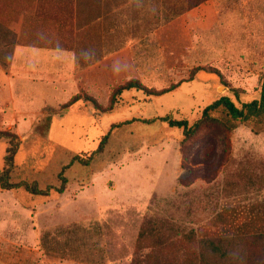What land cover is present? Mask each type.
<instances>
[{
    "label": "rangeland",
    "instance_id": "obj_1",
    "mask_svg": "<svg viewBox=\"0 0 264 264\" xmlns=\"http://www.w3.org/2000/svg\"><path fill=\"white\" fill-rule=\"evenodd\" d=\"M89 1L38 0L30 4L34 16L26 15L22 27V39L30 49L25 53L30 60V77L10 84L13 96L10 100L6 91L9 106L4 108L6 121L14 112L29 114L15 130L21 148L11 179L14 182L36 180L42 188L58 186L61 168L75 154L96 150L113 123L165 116L193 121L213 101L211 83L194 79L161 96H148L135 89L123 91L111 113L96 116L90 102L79 101L59 115L60 106L83 89L86 81L109 76L99 81L98 90L91 85L88 90L107 105L111 90L136 78L138 72L144 85L163 89L188 79L192 69L186 65L190 62L177 57L172 41L174 28L165 25L168 20L161 18L157 35L148 38L136 35L135 25H127L130 28L117 35V31H110L116 25L103 9L102 0H97L94 11L87 8ZM229 1L232 14H238L239 46H227L229 39L200 56L230 85L245 90L236 99L220 74L222 84L211 76L217 97L228 94L241 106V102L259 98L258 77L264 71V0ZM5 3L0 0L1 66L11 54L7 46L17 41L13 33L18 29L12 22L19 21L20 13H14ZM219 5L225 7L223 2ZM94 17L98 18L100 36L91 30ZM194 40L197 44L198 38ZM133 43L145 52L124 50L123 56H141L146 59L141 62L143 66L136 61L135 67L120 66L122 56H115L78 74L69 54L55 55L60 47L82 52L92 44L104 45L109 50L107 55H112ZM241 44H250L255 50L246 51L244 59L237 60L240 53L236 50ZM221 56L227 61H221ZM84 60L82 55L80 62L85 65ZM146 64L150 67H144ZM114 69L117 72L112 74ZM6 70L0 67L1 77ZM213 115L226 117V111L221 107ZM47 117L52 118L50 124L43 122ZM235 125L229 159L216 178L211 182L196 180L187 186L189 172L181 166V129L162 121L116 128L104 152L90 165L75 162L66 171L64 193L53 191L42 197L23 189H0V205L13 207L15 221L13 227H0V235L15 240L17 250L25 243L31 264H221L224 260L227 264H244L240 263L246 258L243 240L264 234V116L236 120ZM5 148V141L0 140V168ZM209 241L228 250L231 261L221 259V253L212 250Z\"/></svg>",
    "mask_w": 264,
    "mask_h": 264
},
{
    "label": "crops",
    "instance_id": "obj_2",
    "mask_svg": "<svg viewBox=\"0 0 264 264\" xmlns=\"http://www.w3.org/2000/svg\"><path fill=\"white\" fill-rule=\"evenodd\" d=\"M38 0H6L8 6L11 10L18 14L19 13V21L12 22V25L16 26L18 31L14 32L13 34L17 35L16 43L11 42L7 47L10 48V57L4 66L7 70L4 71V77L0 76V125L4 127L3 129H13L16 130L19 127V121H26L28 113L24 112H14L11 119L8 121L5 120L4 115L5 111L4 108L9 106V103L6 102V97L8 96L6 93L8 92L10 100L13 96V88H10V84L16 80H29L30 73V60H28L26 52H30L29 44H25L22 37L24 35V31L22 32L23 22L26 19V15L30 18L33 14L30 13V4L36 3ZM168 1V2H167ZM186 1L187 0H102V7L103 9L109 13V16L112 17L114 21L113 28L110 29L112 33L117 31V35L125 33L127 31L128 26L130 25L133 27L135 25L134 30L136 35H142L145 38H148L154 34L157 35L158 33V25L159 20L161 18L168 20L169 22L166 23L168 27H173V37L172 41L174 43V49L177 53V57L181 61L190 62L186 65L188 67H212L211 64L208 62H203V57H201V53L204 51L211 52L215 50V45L220 42H225L230 39V44L227 43V46L233 45L239 46V40L236 37L237 28L239 27L238 24V14H232V10H230V1L229 0H208L201 5L187 9L186 8ZM91 5H87V8H90L94 11L97 7V0L89 1ZM220 2L225 4V7L222 8L220 6ZM21 5V6H20ZM30 13V14H29ZM160 13V14H159ZM162 13H165L164 16H161ZM34 16V15H33ZM260 18H262L260 12ZM103 19V18H102ZM103 21V20H102ZM98 24V18L94 17L93 22L90 24L93 27L95 35L100 36L97 30L100 31ZM226 24V28L224 26ZM234 26V27H233ZM130 28V27H129ZM128 28V29H129ZM102 32L104 28L101 27ZM223 29H227L230 34L224 33ZM224 31V32H223ZM18 32V33H17ZM93 34V36H95ZM194 37L198 38L197 44H195ZM243 42V41H242ZM132 46V47H131ZM128 45L123 49H118L117 51H113V54H108L109 50L104 47V45H96L92 44L91 46L87 47L86 49L80 52L78 48L76 49H65V48H58V52L55 55H63L69 54L72 65L75 67V70L79 72L78 74H82V72H88L94 66H99L100 64H106L107 60L110 61L115 56L121 57L120 58V66H125L129 64L131 67L138 66L136 62H142L146 60L141 56H133V55H124V50L129 53L130 50L137 49L141 52H145L144 49H139L136 47V43L133 45ZM180 46V48H179ZM241 49L236 50L237 53H240L237 57V60L244 59L243 53L246 51H254V47H251L250 44L244 45L241 44ZM246 47V48H245ZM129 48V49H128ZM237 49V48H236ZM82 50V49H81ZM129 50V51H127ZM226 51H230L229 47H226ZM117 52V53H116ZM122 53V55L120 54ZM85 59V65L80 62L81 56ZM98 59L96 63L93 64V61ZM221 61L225 60L226 58L221 56ZM233 61V59H232ZM1 63V61H0ZM123 63L125 65H123ZM139 63V67L143 66V64ZM206 63V64H205ZM62 67V66H60ZM144 67H150V64H146ZM113 68V67H112ZM83 69V71H82ZM216 69V68H215ZM112 71V74L116 73ZM111 75L110 71H106ZM137 73V72H136ZM222 74V73H221ZM201 79V74H198ZM223 75V74H222ZM29 76V77H28ZM141 82V73H137L136 75ZM224 76V75H223ZM109 77V76H108ZM106 77V78H108ZM78 78V77H77ZM103 78L101 80H105ZM259 78V77H258ZM196 79V76L195 78ZM212 79V78H210ZM80 80V79H79ZM79 80L77 79V83L79 84ZM92 80L89 82H85L82 87L87 93L90 94L89 85L91 88L93 87L95 90L99 89V81ZM213 80V79H212ZM259 80V79H258ZM19 82H17L18 84ZM108 85V84H107ZM215 82L211 84L210 91L213 94L212 99L215 98L216 94L215 90ZM79 89V87H78ZM79 90V91H81ZM7 91V92H6ZM78 91V92H79ZM107 91L109 92V87L107 86ZM107 92V94H108ZM6 95V96H5ZM91 95V94H90ZM214 97V98H213ZM235 148V147H234ZM11 214H7L8 212ZM6 213V214H5ZM13 207H8L7 205L1 206L0 205V227L2 226H10L13 227L15 221L13 220ZM10 218V222L8 221ZM216 244L212 241L208 242L209 244ZM17 242L12 238H5L0 235V264H31V257L30 253L27 248H25V243L22 242V249L17 250L15 249ZM225 253L220 254L221 259H228L231 261V257H225ZM226 260L222 261L221 264H227ZM32 264L33 261H32ZM228 264H231L229 262Z\"/></svg>",
    "mask_w": 264,
    "mask_h": 264
},
{
    "label": "trees",
    "instance_id": "obj_3",
    "mask_svg": "<svg viewBox=\"0 0 264 264\" xmlns=\"http://www.w3.org/2000/svg\"><path fill=\"white\" fill-rule=\"evenodd\" d=\"M208 0H187L186 8L192 9ZM200 70L216 72L223 78V82L228 86L230 92L234 94L236 99L240 98L241 93H245L242 88H236L224 80L223 75L212 67H194L190 70L188 79H182L171 84L163 89L149 88L144 85L138 78H131L128 81L114 87L111 90L107 105L99 102L97 97L90 95L84 90L74 94L66 103L60 106L59 115L68 112L79 101L90 102L95 110V115L111 113L118 106L119 98L123 91L139 90L143 91L148 96H161L165 93L173 91L181 86L184 82L194 80L195 75ZM259 98L248 102H241L238 106L233 98L228 95H222L218 99L206 105L199 118L190 121L188 118H173L172 116L153 117V118H131L121 122H115L110 126L109 131L104 134L96 150L75 154L70 163L63 166L58 173V186L49 185L42 188L36 180H21L12 181V175L17 169L16 157L21 148V139L19 134L13 129H0V140H4L6 148L3 154V164L0 168V189L1 190H18L23 189L31 195L48 197L55 191L62 194L67 189L66 171L75 162L82 166H88L94 158L104 152L111 133L116 128H121L133 123L152 124L157 121H162L168 124L169 127L182 130L183 137L180 140V152L182 156V168L189 172V177L186 180V186L193 184L196 180L205 182L213 181L218 172L225 166L229 159V150L231 149L230 135L236 128V120H248L251 117L264 116V71L259 75ZM226 111V117L219 118L213 115L214 111L220 108ZM51 117L43 119L47 124L51 123ZM179 182H183L179 179ZM144 232H140L143 236ZM243 251L246 252V258L240 261L244 264H264V234H256L247 237L243 240ZM214 251L225 253V257H231L228 250H224L221 244H209Z\"/></svg>",
    "mask_w": 264,
    "mask_h": 264
},
{
    "label": "water",
    "instance_id": "obj_4",
    "mask_svg": "<svg viewBox=\"0 0 264 264\" xmlns=\"http://www.w3.org/2000/svg\"><path fill=\"white\" fill-rule=\"evenodd\" d=\"M198 74H201V79H200V77H199V75H195L196 76V79H198V80H200V81H203V82H206V83H213V80L212 79H210L211 78V76L213 77H216L217 78V80H220V82H221V76L218 74V73H216V72H209V71H207V70H200L199 72H198ZM221 84H222V82H221ZM219 97H217V95L215 96V98L213 99V101L214 100H216V99H218Z\"/></svg>",
    "mask_w": 264,
    "mask_h": 264
}]
</instances>
